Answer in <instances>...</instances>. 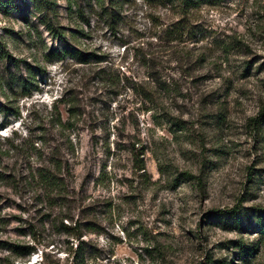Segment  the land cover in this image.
I'll return each instance as SVG.
<instances>
[{"label": "rangeland", "instance_id": "374dc122", "mask_svg": "<svg viewBox=\"0 0 264 264\" xmlns=\"http://www.w3.org/2000/svg\"><path fill=\"white\" fill-rule=\"evenodd\" d=\"M180 15L0 0V264H264V0L205 5L169 41ZM55 162L57 202L32 174Z\"/></svg>", "mask_w": 264, "mask_h": 264}, {"label": "trees", "instance_id": "16d2710c", "mask_svg": "<svg viewBox=\"0 0 264 264\" xmlns=\"http://www.w3.org/2000/svg\"><path fill=\"white\" fill-rule=\"evenodd\" d=\"M163 1H165L166 3H171L181 13L180 17L173 24H171V26L168 27V29L165 31V35L167 36L169 41H174V40L184 41L185 36H188L190 34L191 36L197 37V34L201 32V30L200 31L195 30L193 25L190 23L189 21L190 15L196 11H200V9L205 5L219 4L225 0H163ZM58 36L62 37L63 39L66 38L64 34L58 33ZM58 53L62 54V56H65V50L58 51ZM51 55H54V51H51ZM79 58L82 59L83 57L80 56ZM35 82H36L35 86L38 87L39 86L37 83L38 81ZM20 87L23 89V91L25 90L24 94L31 93L30 87L28 86L26 81H21ZM263 120H264V113L263 116H261V123H263ZM58 121L60 122L61 125H65V123H63L62 118L59 117ZM144 153L145 152L143 151L140 152V150H138L135 156L136 167L139 170H146V163L144 157L141 156ZM55 164L50 166L45 165L44 167H39L36 170H34L32 174L36 179L35 181H37V183L40 184V186L42 185V188L44 190L43 195L46 194V196H48L50 200H55V202H57L58 200L61 199L65 200V198L68 197L66 195V192L68 193V190H67V185H66L67 183L65 178L66 175H64L66 169L61 167V165L58 164L57 162H55ZM69 174L71 173L69 172ZM43 195L42 193L39 192L40 197H42ZM257 225L259 232L263 234L264 219L262 217L258 219ZM62 226L64 230H68L69 228H71L69 227V225L65 223H62ZM73 228L81 232L79 230L80 226ZM78 235L81 234L78 233ZM4 243L8 244L7 246L10 247L9 250L13 254L15 253L16 256L21 258L31 255L37 249L36 245L30 243H21L19 241L14 243H8L7 241H4Z\"/></svg>", "mask_w": 264, "mask_h": 264}]
</instances>
